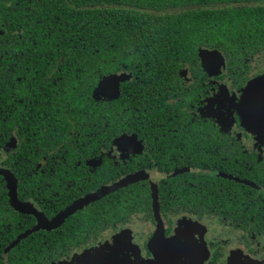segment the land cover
I'll return each mask as SVG.
<instances>
[{
    "label": "flooded vegetation",
    "instance_id": "flooded-vegetation-1",
    "mask_svg": "<svg viewBox=\"0 0 264 264\" xmlns=\"http://www.w3.org/2000/svg\"><path fill=\"white\" fill-rule=\"evenodd\" d=\"M161 1L167 8L151 13L186 14L200 0ZM228 4L264 8V0ZM54 5L89 7L0 0V264H75L96 251L93 264H264V117L250 127L239 107L249 81L264 75V45L163 38L162 67L123 64L100 77L92 95L102 108L90 122L87 107L75 110L79 103L28 78L47 54L33 48L70 15ZM113 74L124 76L116 97L100 90ZM125 178L59 225L35 228ZM125 193L118 212L106 209Z\"/></svg>",
    "mask_w": 264,
    "mask_h": 264
},
{
    "label": "trees",
    "instance_id": "trees-1",
    "mask_svg": "<svg viewBox=\"0 0 264 264\" xmlns=\"http://www.w3.org/2000/svg\"><path fill=\"white\" fill-rule=\"evenodd\" d=\"M85 1L89 7L83 11H70L65 5L52 7L62 19L67 13L70 15L54 25L55 29L45 32L47 44L39 43L33 48L47 54L39 58L28 78L33 80V85L42 84L65 100L79 103L74 104L75 110L87 107L90 122L93 113L102 108L94 99L96 90L92 95L100 77L123 68V64L139 62V68L162 67L169 61L163 38L201 36L217 44H236L239 50L243 43L254 41L256 47L264 45V8L228 4L232 0H217L218 7H210L213 0H200L199 9L170 15L151 13L152 8H167L166 1L161 0ZM222 2L225 5H221ZM26 29L25 34L31 35V28ZM10 61L18 60L13 57ZM49 67L56 69L52 72ZM149 76V72L142 74L145 79ZM88 82V96H80L83 84L86 86ZM126 193L119 203L106 202V209L111 207V212H118L119 206H123L122 202L128 198ZM96 213L97 209L92 221L98 219Z\"/></svg>",
    "mask_w": 264,
    "mask_h": 264
},
{
    "label": "water",
    "instance_id": "water-1",
    "mask_svg": "<svg viewBox=\"0 0 264 264\" xmlns=\"http://www.w3.org/2000/svg\"><path fill=\"white\" fill-rule=\"evenodd\" d=\"M206 53V51H203ZM220 55V54H219ZM124 79L123 75L113 74L107 76L105 80L101 83L100 90L101 92L107 91L112 94H108V96L116 97L118 94V85L120 81ZM240 113L244 119L245 124L250 127H258L263 124L264 117V75L257 76L249 81L247 86L244 89V93L239 104ZM129 182L128 178L122 179L119 182H116L112 185L104 186L98 189L96 192L91 193L85 197H82L76 200L72 205L67 207L59 216L52 220H48L47 218L40 217L41 224H38L35 228L46 227L52 228L54 226L59 225L63 220L75 212L76 210L82 208L88 202L96 200L124 185ZM15 198V197H14ZM13 204L20 209H24V207L13 201ZM161 234L157 233L156 236L159 238ZM160 243V240L159 242Z\"/></svg>",
    "mask_w": 264,
    "mask_h": 264
},
{
    "label": "rangeland",
    "instance_id": "rangeland-1",
    "mask_svg": "<svg viewBox=\"0 0 264 264\" xmlns=\"http://www.w3.org/2000/svg\"><path fill=\"white\" fill-rule=\"evenodd\" d=\"M122 237H120V235H117L114 237V241H113V244L116 243L117 241H119ZM101 252L99 251H96L94 252V256L92 255H87L86 257H89V259H87L85 256H82V258H78L77 261H75V264H93L91 263V261L93 260L94 261V258L98 257V255L100 256Z\"/></svg>",
    "mask_w": 264,
    "mask_h": 264
}]
</instances>
